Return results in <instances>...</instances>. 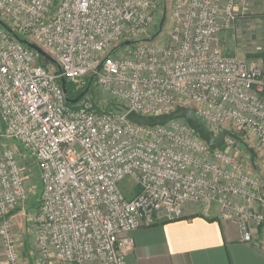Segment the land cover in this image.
Masks as SVG:
<instances>
[{
    "label": "built area",
    "instance_id": "1",
    "mask_svg": "<svg viewBox=\"0 0 264 264\" xmlns=\"http://www.w3.org/2000/svg\"><path fill=\"white\" fill-rule=\"evenodd\" d=\"M169 1L167 40L139 43L154 36L162 0H0V20L61 68L45 67L37 51L0 25L5 264H33L22 259L11 230L13 214L31 196L28 156L42 185L32 215L37 264H127L133 231L181 221L187 205L206 215L217 206L220 220L236 225L246 244L264 228L263 183L230 151L233 136L225 141L229 150L212 151L183 120L149 128L126 118L189 108L213 136L243 130L264 167V57L242 60L215 44L253 0ZM123 42L136 48L112 54ZM63 79L74 95L94 80L124 107L101 110L89 93L70 105ZM127 179L139 191L132 199L121 188Z\"/></svg>",
    "mask_w": 264,
    "mask_h": 264
},
{
    "label": "crops",
    "instance_id": "2",
    "mask_svg": "<svg viewBox=\"0 0 264 264\" xmlns=\"http://www.w3.org/2000/svg\"><path fill=\"white\" fill-rule=\"evenodd\" d=\"M247 13L246 19H241L249 36L246 57L261 59L264 0H253ZM129 236L135 249L127 264H264V228L254 229V244H246L236 225L220 220L215 205L207 215L199 207L187 205L183 220L139 229Z\"/></svg>",
    "mask_w": 264,
    "mask_h": 264
},
{
    "label": "rangeland",
    "instance_id": "3",
    "mask_svg": "<svg viewBox=\"0 0 264 264\" xmlns=\"http://www.w3.org/2000/svg\"><path fill=\"white\" fill-rule=\"evenodd\" d=\"M166 1H167V5H166L167 19L165 22L163 33L159 37V40L162 41L167 40L168 34L171 31L173 24V20L171 16V11H172L171 2L169 0ZM248 7L245 10V16L241 17V19L243 18L246 19V16L248 15L247 13ZM164 12H165V7L163 6L159 9V13L156 18V24L152 31L154 35L159 31L164 16ZM241 19L236 23L233 29L222 32L215 39V44L227 56H236L242 60H255L257 58L246 57V52H247L246 38L247 37L249 38V36L246 37V26H244V23H241ZM237 24L238 25L242 24L239 27L240 29H236L238 26ZM131 48L133 49L136 48V45H133ZM117 55H119V52L117 53ZM49 68L57 69V66L51 63V67ZM89 95L91 101L95 104L97 108L101 110L121 111L124 107V105H122L121 103L103 94V92L97 87L95 83L92 84V88L89 92ZM231 133L234 135L232 137V139L234 140V145L230 151L234 153V155L238 157L241 161L247 164L250 170H252L255 174L259 176V178L263 183V190H264L263 160L261 153L258 151L256 147L255 141L251 137H248L246 133L241 129H234ZM222 149L229 150V147L225 146ZM25 161H26L25 163H28V165L27 167L25 166L24 176L26 178L27 186L28 189L30 190L31 196L28 202L26 203L25 207L21 209V213L17 211L18 212L17 214L15 213L13 214L15 218H13L11 230L12 233L17 238L19 244L18 247L20 249L22 259L26 262L37 264L38 260H37V253L35 247V228L32 221V215L36 212L38 208V200L42 192V185L34 177L33 174L34 172L31 165V163L34 164L33 160L31 159L30 161L28 156ZM121 188L124 191L126 198L128 199H132L135 196V194H137L138 192L137 185L132 179H127L121 185ZM1 250L2 248H0V264H5Z\"/></svg>",
    "mask_w": 264,
    "mask_h": 264
},
{
    "label": "water",
    "instance_id": "4",
    "mask_svg": "<svg viewBox=\"0 0 264 264\" xmlns=\"http://www.w3.org/2000/svg\"><path fill=\"white\" fill-rule=\"evenodd\" d=\"M162 2H163V6L165 7V12H164V16H163L159 31L151 39L140 41L139 43H152L163 33L165 22L167 19V10H166L167 1L162 0ZM0 25L4 27L14 38L18 39L22 44L28 46L29 48L37 51L44 59H46L53 65H56L58 70L61 71V68L57 65L56 61L51 56H49L46 52L40 49L37 45L31 43L27 39H21L8 25H6L1 20H0ZM135 44L136 42H123L113 50L112 54H115L119 49L130 47ZM103 64L104 63H102V65ZM102 65L98 68V72L101 70ZM92 82L93 80H91L90 84L87 86L84 92L81 93L79 97L75 99H71L69 97L67 81L63 79L61 81V84H62L63 91L66 95L67 103L70 105L78 104L90 92L92 88ZM126 118L128 122L132 124H136L138 126H145L149 128L165 126L168 123L175 121V120H183L199 136V138L208 145V147L212 151L222 149L225 145L226 137L234 136L230 131H227V130L221 131L219 135L217 136H212L210 131L197 119L194 112L191 109H187L183 107L177 108L176 111L172 112L171 114L162 115L158 117H143V116H140L132 112V113H129Z\"/></svg>",
    "mask_w": 264,
    "mask_h": 264
},
{
    "label": "trees",
    "instance_id": "5",
    "mask_svg": "<svg viewBox=\"0 0 264 264\" xmlns=\"http://www.w3.org/2000/svg\"><path fill=\"white\" fill-rule=\"evenodd\" d=\"M42 64H43L45 67H49V66H51V63H50L49 61H47L46 59H44V58H42ZM90 82H91V80L89 79V80H88V84H90ZM93 83H95L94 80H93L92 84H93ZM88 84H87V86H88ZM86 88H87V87H86ZM86 88H85V89H86ZM85 89H84V90H85ZM84 90L81 91L80 93L74 95L73 87H72L70 84H68V92H69V97H70L71 99H75V98L79 97V96L81 95V93L84 92ZM91 92H92V91H91ZM138 192H139V191H138Z\"/></svg>",
    "mask_w": 264,
    "mask_h": 264
}]
</instances>
